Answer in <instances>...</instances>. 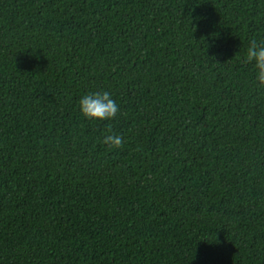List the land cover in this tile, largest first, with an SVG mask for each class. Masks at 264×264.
I'll return each instance as SVG.
<instances>
[{
  "label": "trees",
  "instance_id": "trees-1",
  "mask_svg": "<svg viewBox=\"0 0 264 264\" xmlns=\"http://www.w3.org/2000/svg\"><path fill=\"white\" fill-rule=\"evenodd\" d=\"M253 37L264 0H0V264H264Z\"/></svg>",
  "mask_w": 264,
  "mask_h": 264
},
{
  "label": "clouds",
  "instance_id": "clouds-1",
  "mask_svg": "<svg viewBox=\"0 0 264 264\" xmlns=\"http://www.w3.org/2000/svg\"><path fill=\"white\" fill-rule=\"evenodd\" d=\"M243 61L253 66L256 71V83L264 88V39L253 37L245 50ZM82 116L89 120L111 121L120 112V105L107 90L84 93L78 101ZM124 138L113 130L112 125L106 126L100 143L108 149H119L124 145Z\"/></svg>",
  "mask_w": 264,
  "mask_h": 264
}]
</instances>
